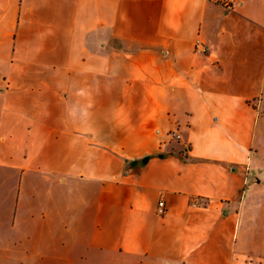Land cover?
<instances>
[{"label":"crops","instance_id":"crops-1","mask_svg":"<svg viewBox=\"0 0 264 264\" xmlns=\"http://www.w3.org/2000/svg\"><path fill=\"white\" fill-rule=\"evenodd\" d=\"M0 264H264V0H0Z\"/></svg>","mask_w":264,"mask_h":264},{"label":"built area","instance_id":"built-area-1","mask_svg":"<svg viewBox=\"0 0 264 264\" xmlns=\"http://www.w3.org/2000/svg\"><path fill=\"white\" fill-rule=\"evenodd\" d=\"M196 51L204 53V52L207 51V47L202 42L198 41L197 44H196ZM170 138L180 141L182 139V136L177 130L176 131L174 130V131L170 132ZM195 204H198V202H195ZM166 211H167V209H166L165 202L164 201H160L158 203V208H157L158 215L163 216V215L166 214Z\"/></svg>","mask_w":264,"mask_h":264}]
</instances>
